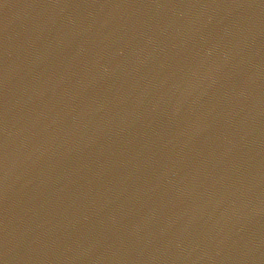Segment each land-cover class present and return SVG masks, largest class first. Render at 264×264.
Returning <instances> with one entry per match:
<instances>
[{
	"label": "water",
	"instance_id": "water-1",
	"mask_svg": "<svg viewBox=\"0 0 264 264\" xmlns=\"http://www.w3.org/2000/svg\"><path fill=\"white\" fill-rule=\"evenodd\" d=\"M0 264H64L32 0H0Z\"/></svg>",
	"mask_w": 264,
	"mask_h": 264
}]
</instances>
